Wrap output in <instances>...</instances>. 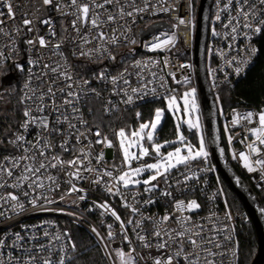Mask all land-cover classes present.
I'll return each mask as SVG.
<instances>
[{
	"label": "snow or ice",
	"instance_id": "6c2138e0",
	"mask_svg": "<svg viewBox=\"0 0 264 264\" xmlns=\"http://www.w3.org/2000/svg\"><path fill=\"white\" fill-rule=\"evenodd\" d=\"M43 5L48 9L60 11L63 16H71L70 29L75 36L69 32V27L62 25L63 35L58 37L54 22L51 17L39 21L40 24L48 26L47 38L45 35H39L27 40V45L33 49H48L51 53L49 62L41 63L39 57L29 60V65L39 67L40 72H35L34 68L29 69V79L24 84V91L20 103L23 105V120L18 124L16 131L12 133L11 139L7 143L17 150L19 155L9 154L0 159V204L6 205L15 215H22L25 211L26 203L32 207L44 209L43 204L38 201L43 200L46 204L56 203L49 198L48 192L54 191L61 183L59 173H64L70 187L68 194L73 192L84 193L85 189L77 187L79 181L88 180L92 185L100 186L109 197H119L121 207L128 210L127 219L121 217L117 210L104 201L103 203L93 204L94 208L103 210V215H110L114 218V223H118L120 232H114V224H107L106 235L93 226L90 231L96 236L97 242L101 245V250L107 253L111 264H216L214 257L225 256L228 253L222 250L231 242L230 229L216 226V214L213 212L207 219L212 223L207 226L195 222L190 215L176 216L166 213L162 217L144 216L139 205H152L156 201L149 195L147 200H140L138 188L144 185L143 192L146 194L154 193L160 188L161 181L168 184L169 189L172 185L169 183L173 170H176L182 179L175 181L176 185L183 183L188 186V182L199 177L192 172V163L197 160L207 161L209 152L207 143L203 135L202 124L199 116V104L197 102V89L191 87L177 96L174 90L166 87L164 76L156 71H151V67H159V61H136L135 67L138 71L136 76L137 87H132L131 75L127 69L123 73L111 76L105 70H101L95 77L99 80L109 81L113 85V95L121 97L120 103L132 105L135 99H143L151 94L159 95L155 86V81H159V87L164 89V99L166 108H157L153 116L140 122L137 127L124 126L112 130L113 138L105 134L99 124L93 127L84 118L82 111V101L90 94L100 99V94L95 89L89 87L88 79L78 76L73 71V65L69 62V57L65 54V44L74 45L71 50L72 57L76 59H108L116 60L113 49L120 46L121 39L127 40L129 28L127 18H131L148 11L153 5L150 0H142L138 4L136 0H42ZM220 3V0H217ZM4 7L7 12L0 11V32L4 31V22L7 18L15 21V13L10 0H5ZM67 8V11H65ZM130 9V10H129ZM169 11L167 7L161 9ZM235 15H232V12ZM222 13H227V23L223 28L229 30L225 33L230 39L235 40L241 31L253 35L261 33L264 30V0H226ZM222 16L217 15L216 20L221 21ZM125 21L120 24V21ZM33 20L24 15L21 25L16 26V31L21 28L27 29V32L33 31ZM131 23H135L134 20ZM179 25L185 24V20L180 18ZM255 25V27H254ZM178 26V25H177ZM176 27V26H174ZM119 33V34H117ZM212 35H220L215 27L212 28ZM246 39L251 37L246 35ZM176 34H163L162 37H155L146 47L150 51L158 49L168 50L169 45L176 41ZM15 43V41H13ZM130 43L135 44V40ZM232 47V45H229ZM254 53V48L248 49ZM0 58L7 61L5 53L0 52ZM234 62V61H232ZM247 63V61H244ZM17 68L22 70V65L17 64ZM163 67H168V61H163ZM181 68H191V65H180ZM236 73L241 72V67H236ZM163 69H160L162 72ZM149 72L150 78L146 79L144 73ZM45 78L47 86L45 87ZM33 79L38 81L36 86L32 85ZM172 79L176 76L173 73ZM183 83L188 85L190 78L183 77ZM2 91V89H0ZM217 99H219L217 97ZM182 101V105L180 104ZM118 110L112 100H107L103 106V111L107 114ZM91 109L89 112L91 113ZM165 111L173 114L183 113L189 117L184 119L181 116L177 124V140L156 141V133L164 117ZM255 126L247 128L248 137L252 138L248 144V152L239 153V159L243 161L244 167L253 172L256 169L254 164L264 168V110L255 114ZM139 120L140 112H136ZM254 113L246 112L234 115L231 121L232 125L239 124L242 120L245 126L253 123ZM181 124H186L189 130H195L198 134L199 144L194 147L188 143L186 137L180 131ZM29 139V135L33 133ZM225 131H228L226 126ZM59 136L61 141L55 143L54 138ZM90 137H95L91 139ZM248 137L241 140L244 143ZM75 141L73 144L72 141ZM233 137L228 136L229 143ZM115 141V142H114ZM86 142V143H85ZM4 140H0L3 144ZM179 144L180 146H174ZM96 145H103L104 148L116 149L120 154V163L113 162L109 168L105 158L104 151L94 152ZM166 145H173L172 151L162 153L161 149ZM59 149V151H56ZM223 153V149H221ZM64 153H70V159H64ZM153 157V163H141L145 157ZM235 158V155H234ZM93 161L95 164L93 165ZM136 166H133V163ZM184 172H180V168ZM55 170V174H54ZM211 170V169H202ZM144 173H149L147 178H141ZM264 175V173H262ZM11 181V183L9 182ZM47 182V183H46ZM19 190L6 191L5 190ZM161 195L171 197L172 192L168 189L161 191ZM63 199V197H61ZM78 199L83 201L86 195H79ZM201 205L196 200L174 202V208L177 212L191 213L200 209ZM50 210V209H44ZM62 211V210H59ZM264 213V209H261ZM72 215V213H67ZM5 212L0 207V216ZM140 216V219H136ZM231 213H226L225 220H231ZM169 222L177 225L176 229L165 227ZM145 223L152 225L151 232L145 230ZM22 228L28 229V226L22 225ZM38 226H32L31 231H35ZM131 230V236L129 231ZM227 233V234H225ZM7 235V234H5ZM15 240L14 246L22 242L25 236L20 232L13 234ZM45 238L49 239L46 245H40L34 249L36 252L43 253L47 251L48 257L36 256L29 252V259L23 261V264H66V258L59 257L54 260L51 258L55 252V245L67 238L72 251L76 250V244L71 240L69 233H49L44 230ZM119 235L122 243L126 244L127 250L117 247H111L112 242ZM136 243L143 249L148 250L150 261H144V256L137 251ZM152 237V239H149ZM30 239H36L33 235ZM155 241V243H153ZM223 241V242H222ZM6 240L0 238V248H4ZM155 248L157 255L153 256L151 250ZM231 255L236 257V246L231 245ZM60 251L65 249L61 244ZM0 264H4L0 261ZM7 264H12L10 259ZM16 264H21L17 260Z\"/></svg>",
	"mask_w": 264,
	"mask_h": 264
},
{
	"label": "built area",
	"instance_id": "2783aa9c",
	"mask_svg": "<svg viewBox=\"0 0 264 264\" xmlns=\"http://www.w3.org/2000/svg\"><path fill=\"white\" fill-rule=\"evenodd\" d=\"M10 2L13 5L15 21H13L10 17L7 18L4 22V31L0 32V52L5 53L8 57L7 61H3V59L0 58V67L6 68L7 75L17 74L19 76L20 96L22 98L24 84L29 79V69L34 68L37 73L41 71L39 67L29 65V60L39 57L41 59V63L43 64L49 62V57L51 56L48 49H39L38 47L33 49L31 46L27 45V40L35 38L37 34L45 35L47 38L48 26L39 23L40 20L47 17H51L53 20L58 37L64 34L62 25L69 27V32H71L70 21L72 17L63 16L60 11L46 8L43 5L42 0H10ZM61 2L63 3L65 0H61ZM136 2L138 4H142V0H136ZM4 3L5 0H0V11L7 12V8L4 7ZM150 3L153 7L148 11L137 16L127 18L129 21L127 24V27L129 28V31L127 32V40L129 42H125L122 38L120 46L113 49V54L116 56L115 61H111L106 58L92 60L84 58L76 59L71 55V50L74 45L65 44L64 51L69 57V62L74 66L73 71L78 76L88 79L90 81L89 87L95 89L96 92L100 94V99H97L95 95L90 94L84 101L81 102L84 118L89 122V125H92L93 127L96 124L95 118L98 112L105 118L111 119L117 114L130 112L146 105L166 103L164 99V89L159 87L158 80L155 81L153 85H149V88L155 86L159 95L153 96L149 94L143 99H135L134 97L135 102L132 105L120 103L121 97L112 94L113 85L109 81L95 78L101 70H105L106 73L111 76H116L119 73H123L125 69H127V72L132 74L131 86L137 87L136 76L134 73L138 70L133 67V65H135L138 60H156L160 62L159 67H151L150 70L156 71L160 75L164 76L166 80V87L173 89L174 94L177 96L180 94V87L185 85L183 83L184 76H188L190 81L193 80L196 82L193 50L198 7H195V0H150ZM224 3H226V0H220L219 4L217 3V0L213 1L210 19V32L207 44L208 82L215 96L218 91L227 88H234L248 75L249 71L253 68V66H255V63L259 59L258 42L264 34V30L255 35L241 31L235 40L226 36L225 33L229 30L223 28V24L227 23V13L221 12ZM164 7H167L169 11H162L161 9ZM65 11H67V8H65ZM24 15H27L28 18L34 22L32 25L33 31L31 33L27 32V29L25 28H21V31L19 32L16 31V26L21 25V20ZM217 15L222 16L221 21L216 20ZM232 15H235L234 11L232 12ZM180 18L185 20V24H178ZM0 19H3V17H0ZM132 20H134L135 23H131ZM119 23L124 24L125 21L122 20ZM157 26H168L170 30L158 29L155 34L142 40L143 36L148 34ZM213 27H215L216 31L220 35L215 37L212 35ZM165 33L169 35H172L173 33L176 34L177 39L174 46L169 45L168 50L158 49L155 51H150L149 48L146 47L154 40L155 37L163 38V34ZM71 34L75 36L74 32H71ZM246 35L251 38L246 39ZM131 40H135L136 43H130ZM13 41H15V43ZM229 45H232V47H229ZM252 48L256 50L254 53L248 51V49ZM208 53L211 54L210 60L208 59ZM165 59L168 61V67L166 68L163 67V61ZM23 60H25L24 64H22ZM244 61H247V63H244ZM17 64L22 65V70L16 67ZM180 65H191V68H181ZM237 66L241 67V72L239 74H237L235 70ZM160 69H163V71L160 72ZM173 73L176 76L175 80L172 79ZM2 74L3 72L0 73V78L2 77ZM3 75L6 76L5 74ZM144 75L146 79L150 78L149 72H145ZM37 84L38 81L33 79L32 85L36 86ZM44 86H47V78H45ZM109 99L112 100L118 109L111 114H107L103 111V106ZM21 106V110H23V105L21 104ZM89 109L92 110L91 113L89 112ZM246 112L254 113L252 124L245 126V122L242 118L239 124H231L234 115ZM259 112L260 111L252 108H235L228 115L226 125H224V127L226 128L227 126L228 128L226 134L230 155L229 160L232 166L248 179L249 184H247L250 185L256 196L258 197L261 193L264 198V175H262V173H264V168L259 165H255V157H251L253 160V167L256 171L249 172L244 167L243 161L239 159L240 152H245L246 154L248 152V144L251 143L252 138L248 137L247 128L255 126V114ZM103 132L108 134L109 138L114 139L112 136V130H103ZM32 135H34V131L29 135V139H31ZM229 135L233 137L231 143H229L228 140ZM245 137H248V139L244 143H241V140ZM90 138L93 140L95 139V137ZM54 140L56 144H59L61 138L57 136ZM157 141H160V136L157 138ZM72 143H75L74 139ZM101 150L105 153V158L109 168L112 166L113 162L116 164L120 163V154L116 149H109L104 148L103 145H96L93 151L98 153ZM56 151H59V149H56ZM161 151L162 153H166V150L161 149ZM9 153L12 155H19L17 150L11 145ZM63 155L64 159L71 158L70 153H64ZM153 162L154 158L150 156L145 157L141 163ZM94 164L95 161H93V165ZM133 166H136L135 162L133 163ZM202 169L211 170L202 171ZM179 171L184 172L185 170L181 167ZM192 172L195 173L199 179L189 181L188 186H185L183 183L178 186L176 185L175 181L177 179H182V176H180L175 170L172 172V176L169 181L172 185L170 189L168 184H164L163 181H161L160 188L151 194L143 192L144 186L139 187L138 198L140 200H147L150 195L151 198L156 201V203L152 205H139L141 212L144 216L154 217H162L166 213L172 214L174 217L190 215L193 221L201 223L205 226L212 223L207 218L214 212L218 218L216 220V226L230 229L231 235V242L228 243L227 247L222 250L214 249V251H225L228 253L225 256H215V262L216 264H240V236L246 231L248 225L252 223L249 214L246 213V211L244 213L235 211L231 207L225 188L222 186L223 179L218 172L211 154L209 155L207 161H194L192 163ZM59 178L61 181L59 187L54 191L47 193L49 198L55 200L56 203L46 204L43 200L38 201L39 204L44 205V209L50 210H44L40 207H32L26 203L24 213L22 215H15L6 205L0 204V207H2L5 212L4 216H0V238L6 240L5 247L0 248V261H3L4 264H7L10 259L12 260V264H16L17 260L21 261V264H23V261L29 259V256L27 255L29 252L34 253L38 257H48L49 253L47 251L43 253L36 252L33 246L35 245L36 248H39L40 245H46L49 243V239L45 238L43 235L44 230H47L52 234L67 233L68 230L65 223L73 224L86 230L95 239L100 248L101 245L97 242L96 236L90 231L93 226H95L102 235H106L107 224L112 223L114 224V232H120L119 224L114 223L113 217L110 215H103L102 209L93 207L94 202L103 203L104 201H108V203L117 210L122 218L127 219L129 212L121 207L119 197H109L100 186L92 185L88 180L76 182L77 187L85 189L84 193L73 192L69 195L68 190L70 185L65 182L67 177L61 172L59 173ZM9 182L11 183V181ZM164 189L170 190L172 192V196H162L161 191ZM6 191L19 190L8 189L5 190V194ZM81 194L86 195V199L83 201L78 199ZM61 197H63V199H61ZM193 199L201 205L200 209L197 211L185 213L177 212L175 210V201L184 200L187 202ZM228 212L231 213V220H225L226 213ZM67 213H72V215H68ZM140 218V216L136 217V219ZM22 225L28 226V229H31L32 226L38 227L35 231H31L22 228ZM144 227L147 232H151L152 225L150 223H145ZM165 227H168L169 229H176L177 225L174 222H169L165 225ZM16 232H20L21 235L25 236V239L22 242H18L14 246L13 242L15 237L13 234ZM33 235L36 236V239H30ZM129 235L131 236V230L129 231ZM132 238L134 244L137 246V251L144 256V261H150L148 250L141 248L136 243L135 237ZM149 239H152V237H149ZM153 243H155V241H153ZM232 243L236 246L237 255L235 258L231 255ZM61 244L65 249L64 252L60 251ZM111 247L113 249L119 247L127 250L128 246L122 243L119 235H116V239L112 242ZM102 252L106 257L107 262L111 264L110 258H107V253L105 251ZM151 253L153 256L157 255L156 249L153 248ZM72 254L73 251L71 250L68 240L65 237L61 242L56 243L55 252L52 254L51 258L56 260L59 257H70L71 259L66 258V264H71ZM141 264H144V262L142 261ZM180 264H183V262L181 261ZM201 264H203V260L201 261Z\"/></svg>",
	"mask_w": 264,
	"mask_h": 264
},
{
	"label": "trees",
	"instance_id": "16d2710c",
	"mask_svg": "<svg viewBox=\"0 0 264 264\" xmlns=\"http://www.w3.org/2000/svg\"><path fill=\"white\" fill-rule=\"evenodd\" d=\"M200 0H195V7H198ZM259 56L255 66L249 71L248 75L241 80L234 88H227L216 93V97L219 106V110L228 116L235 108H252L258 111L264 110V34L259 40ZM6 69V68H4ZM5 74V72H3ZM2 74V76H4ZM20 78L18 76V83L7 88L0 94V140H4L3 144H0V159L10 153V144L7 143V139L12 137V133L16 131L18 124L22 120V106L20 103ZM195 81L191 80L188 85L180 87V93L195 85ZM198 92V87L195 85ZM165 104H150L142 108L117 114L114 118L107 119L101 113L98 112L95 121L99 124L102 130L119 129L120 127L130 126L137 127L140 122L149 120L155 109L163 108ZM136 112L141 113V117L138 120ZM204 121V120H203ZM176 123L169 113H166L164 122L159 130L160 140L164 138L173 137L176 134ZM222 144L225 148L227 157L230 158L227 134L224 124L220 117V129ZM192 140H197V135L192 133ZM208 145V142H207ZM209 147V145H208ZM238 175L249 184L247 178H245L237 169ZM226 194L229 199L231 207L238 212H245V209L237 196L231 192L222 180ZM260 201L264 206V198L260 193L258 195ZM70 234L71 240L76 244V250L73 251L71 264H109L104 256L101 248L96 243L95 239L86 230L77 227L73 224L65 223ZM258 247L257 234L255 227L250 223L246 231L240 236V252L241 259L240 264H251L256 257Z\"/></svg>",
	"mask_w": 264,
	"mask_h": 264
},
{
	"label": "water",
	"instance_id": "95a60500",
	"mask_svg": "<svg viewBox=\"0 0 264 264\" xmlns=\"http://www.w3.org/2000/svg\"><path fill=\"white\" fill-rule=\"evenodd\" d=\"M213 1L200 0L197 8V25L193 54L200 106L211 157L226 186L237 196L246 213L249 214L253 227L256 230L258 247L256 257L251 264H264V213L261 212L264 206L250 185L238 175L227 157L222 144L221 131L219 130L220 112L217 98L208 82L207 44ZM158 29L170 30L168 26H157L143 36L142 40L155 34ZM24 62L25 60H23L22 64ZM17 81V74L2 76L0 78V89H2L0 94L12 85H16L18 83ZM221 149H223V153Z\"/></svg>",
	"mask_w": 264,
	"mask_h": 264
},
{
	"label": "rangeland",
	"instance_id": "374dc122",
	"mask_svg": "<svg viewBox=\"0 0 264 264\" xmlns=\"http://www.w3.org/2000/svg\"><path fill=\"white\" fill-rule=\"evenodd\" d=\"M210 58H211V54L208 53V59L210 60ZM4 68H5V67H0V73H1V72H5V75H7L6 69H4ZM190 82H191V81H190ZM195 83H196V82H195ZM195 85H196V84H195ZM195 85H193L192 87H195ZM185 91H186V90H185ZM180 94H181V93H180ZM180 94H179V95H180ZM179 95H178V96H179ZM197 102H198V104H199V108H200V98H199L198 92H197ZM180 104L182 105V101H180ZM163 108H166V103H165V106H164ZM166 113H169L170 116L174 119V121H175V123H176V126H177V124L180 122V119H179V118H180L181 116H183L184 119H188V118H189V117H187V116H184L182 112H181V113H177V114H173V113H171V112L165 111L164 117L162 118L161 124H160V126H159V128H158V130H157V133H156V141H157V138L159 137V130H160L161 127H162V124H163V122H164V119H165ZM199 116H200V121H201V124H202L203 135H204L205 140H206V143H207L208 140H207V135H206V131H205V125H204V121H203L204 118H203V114H202V112H201V108H200V111H199ZM219 116L221 117V121H222V123H223L224 125H226V121H227L228 116H225V114H223V112H222L221 110H220V115H219ZM180 131H181L182 134L186 137V140H187L188 143H191L194 147H198V144H199V138H198V134L196 133L195 130H189L186 124H181ZM175 132H176V131H175ZM192 133H195V134L197 135V140H196V141L191 139V135H192ZM175 140H177V134H175L173 137H170V138H164L163 140H160L159 142L163 143L164 141H175ZM174 146H180V145L177 144V145H174ZM174 146H173V145H166V146H165L164 148H162V149H163V150H166V152H168V151H172L173 148H174ZM207 150H208V152H210V151H209V147H208V145H207ZM173 171H175V170H173ZM148 175H149V173H144V174L142 175L141 178H142V179H143V178H147ZM142 186H144V185L141 184L139 187H142Z\"/></svg>",
	"mask_w": 264,
	"mask_h": 264
}]
</instances>
